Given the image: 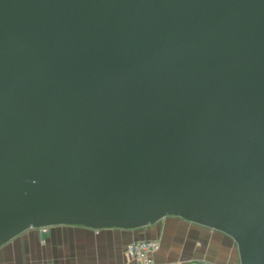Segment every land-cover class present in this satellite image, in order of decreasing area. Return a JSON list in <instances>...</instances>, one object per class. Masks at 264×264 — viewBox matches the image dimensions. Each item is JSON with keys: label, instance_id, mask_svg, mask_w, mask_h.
Listing matches in <instances>:
<instances>
[{"label": "water", "instance_id": "obj_1", "mask_svg": "<svg viewBox=\"0 0 264 264\" xmlns=\"http://www.w3.org/2000/svg\"><path fill=\"white\" fill-rule=\"evenodd\" d=\"M167 216L264 264V0H0V246Z\"/></svg>", "mask_w": 264, "mask_h": 264}, {"label": "crops", "instance_id": "obj_2", "mask_svg": "<svg viewBox=\"0 0 264 264\" xmlns=\"http://www.w3.org/2000/svg\"><path fill=\"white\" fill-rule=\"evenodd\" d=\"M151 238L161 244L154 253L155 264H240L238 246L231 236L177 216L141 228H31L0 246V264H136L126 253L127 244Z\"/></svg>", "mask_w": 264, "mask_h": 264}, {"label": "built area", "instance_id": "obj_3", "mask_svg": "<svg viewBox=\"0 0 264 264\" xmlns=\"http://www.w3.org/2000/svg\"><path fill=\"white\" fill-rule=\"evenodd\" d=\"M48 227L42 228L44 231ZM158 239H136L126 246V253L131 261L136 264H155L154 253L160 248ZM188 262H170L166 264H186Z\"/></svg>", "mask_w": 264, "mask_h": 264}, {"label": "trees", "instance_id": "obj_4", "mask_svg": "<svg viewBox=\"0 0 264 264\" xmlns=\"http://www.w3.org/2000/svg\"><path fill=\"white\" fill-rule=\"evenodd\" d=\"M186 264H211V263H207V262H203V261H198V262L197 261H190Z\"/></svg>", "mask_w": 264, "mask_h": 264}]
</instances>
